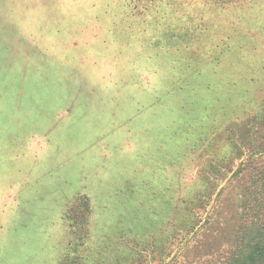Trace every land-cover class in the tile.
Returning a JSON list of instances; mask_svg holds the SVG:
<instances>
[{
    "label": "rangeland",
    "instance_id": "obj_1",
    "mask_svg": "<svg viewBox=\"0 0 264 264\" xmlns=\"http://www.w3.org/2000/svg\"><path fill=\"white\" fill-rule=\"evenodd\" d=\"M263 171L264 0H0V264H225Z\"/></svg>",
    "mask_w": 264,
    "mask_h": 264
},
{
    "label": "trees",
    "instance_id": "obj_2",
    "mask_svg": "<svg viewBox=\"0 0 264 264\" xmlns=\"http://www.w3.org/2000/svg\"><path fill=\"white\" fill-rule=\"evenodd\" d=\"M241 214L225 264H264V171L239 193ZM238 208V207H237Z\"/></svg>",
    "mask_w": 264,
    "mask_h": 264
},
{
    "label": "water",
    "instance_id": "obj_3",
    "mask_svg": "<svg viewBox=\"0 0 264 264\" xmlns=\"http://www.w3.org/2000/svg\"><path fill=\"white\" fill-rule=\"evenodd\" d=\"M218 194H216V196H217Z\"/></svg>",
    "mask_w": 264,
    "mask_h": 264
}]
</instances>
